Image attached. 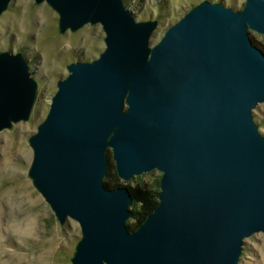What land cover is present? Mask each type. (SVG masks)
I'll list each match as a JSON object with an SVG mask.
<instances>
[{"label": "water", "instance_id": "95a60500", "mask_svg": "<svg viewBox=\"0 0 264 264\" xmlns=\"http://www.w3.org/2000/svg\"><path fill=\"white\" fill-rule=\"evenodd\" d=\"M11 0H0V16ZM61 34L102 27L105 49L66 66L45 119L28 138L27 176L58 223L81 239L71 264H238L264 234V0L240 11L203 1L154 46L158 22L136 21L123 0H34ZM37 83L20 53L0 52V132L31 116ZM117 178L159 172L156 207L133 231Z\"/></svg>", "mask_w": 264, "mask_h": 264}, {"label": "rangeland", "instance_id": "374dc122", "mask_svg": "<svg viewBox=\"0 0 264 264\" xmlns=\"http://www.w3.org/2000/svg\"><path fill=\"white\" fill-rule=\"evenodd\" d=\"M123 1L136 21L158 22L150 39L151 46L160 41L169 27L203 1L219 3L233 11H240L245 2ZM104 37L99 24L86 25L77 32L67 31L61 34L58 15L46 3L36 4L34 0H11L7 10L0 16V52L20 53L27 62L31 77L37 83L36 101L29 120L0 132V207L11 197L20 196L19 200L9 205L10 211H0V217L4 220L1 227L4 229L6 226L5 217L10 218L20 211L22 216L33 214L35 231L23 236L12 231L0 234V264H71L75 248L81 239L79 225L71 219L60 225L50 207L33 187L27 176L32 160L28 138L45 119L51 97L57 90V82L69 74L66 66L78 61L91 62L97 59L105 49ZM249 37L264 53V36L249 32ZM252 116L259 133L264 137V106L257 105ZM160 175L153 171L143 175L142 181L151 183L159 179ZM122 183L133 185L135 180ZM32 202L34 207L29 209ZM130 221L131 219L128 222ZM238 264H264V234H255L244 241Z\"/></svg>", "mask_w": 264, "mask_h": 264}, {"label": "trees", "instance_id": "16d2710c", "mask_svg": "<svg viewBox=\"0 0 264 264\" xmlns=\"http://www.w3.org/2000/svg\"><path fill=\"white\" fill-rule=\"evenodd\" d=\"M108 157L110 165L103 182L104 186L107 189H116L118 187L128 188L132 198L130 211L133 213V217L131 218V221L127 223V226L130 231H133L156 207L158 203L159 179H155L151 183H146L142 181V175L133 178L135 180L133 185L129 183L123 184L116 176L110 153H108Z\"/></svg>", "mask_w": 264, "mask_h": 264}, {"label": "bare ground", "instance_id": "6f19581e", "mask_svg": "<svg viewBox=\"0 0 264 264\" xmlns=\"http://www.w3.org/2000/svg\"><path fill=\"white\" fill-rule=\"evenodd\" d=\"M19 198H20V196H19ZM19 198L16 197V196L11 197V199H9L6 203L1 205L0 211L2 209H5L6 211H10L9 210V208H10L9 205L11 203H15V201L19 200ZM29 206H30L29 209L33 208L34 207V202L30 203ZM23 211H25V210H23ZM1 217H0V234H8V233H10L12 231V232H14L16 234H19V235L23 236V235H31L35 231L34 216L31 213L28 214V215H25V216L23 215L22 216L21 212L19 211L16 215L11 216L10 218H6L5 217L6 226H5L4 229L1 227L2 226L1 224L4 221ZM0 260H1V258H0ZM5 260L7 261L8 259H5Z\"/></svg>", "mask_w": 264, "mask_h": 264}]
</instances>
